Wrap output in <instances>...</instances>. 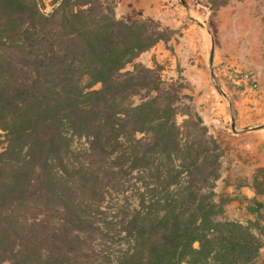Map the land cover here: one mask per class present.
<instances>
[{"label":"trees","instance_id":"obj_1","mask_svg":"<svg viewBox=\"0 0 264 264\" xmlns=\"http://www.w3.org/2000/svg\"><path fill=\"white\" fill-rule=\"evenodd\" d=\"M115 9L0 0V264H254L258 228L222 219L223 151L184 78L137 62L174 31Z\"/></svg>","mask_w":264,"mask_h":264},{"label":"rangeland","instance_id":"obj_2","mask_svg":"<svg viewBox=\"0 0 264 264\" xmlns=\"http://www.w3.org/2000/svg\"><path fill=\"white\" fill-rule=\"evenodd\" d=\"M36 1L45 15L47 12L52 14L60 3V0ZM113 1L116 6V17L119 20L131 22L136 19H143L141 17L145 16L144 9L146 7L156 8L158 19L154 17L149 19L160 23L163 27L170 28L173 25H178L179 20H185L188 25L195 27L197 31L202 30L207 35L208 43L210 42L211 49L213 44L214 51L218 42L226 41L238 46L241 52L250 54L255 64L254 72L259 80L257 90L234 93V90L238 89L223 83V78L215 73V64L214 73L211 76L220 97L228 104L227 116L231 120V125L228 126L231 129L229 139L220 141L223 151L222 162H225L224 168L226 171H230L229 162L238 159L242 161L240 171L247 168L249 172L252 170L251 180H226L225 182L235 185L236 189L241 185H248L253 189L255 197L251 200L248 196L240 198V194H236L235 191L232 193L224 192L220 187L223 180H218L215 192L218 199L225 203L222 219L232 221L239 218L238 221L251 223L253 226H257V232L263 235L264 240V128H260L264 126V0ZM187 24L182 25V27H186ZM172 31L175 33L173 38L167 43H160V45L170 55H175L174 41L180 42L182 30ZM211 49H207L208 58L211 55ZM147 56L145 54L141 61L137 62L145 65L142 62L147 59ZM210 63L209 58L207 65L211 70ZM156 64L163 67L161 74L164 80L169 82L178 80L177 73L180 74L182 71L179 66L173 64L174 67L171 69L170 62L165 60ZM132 69V65L126 67V70L131 71ZM181 84L183 86L182 94L191 97L193 104L191 87L184 80L181 81ZM99 88L100 86L95 87V89ZM255 130L260 131L256 132ZM210 133L212 134V131ZM2 140H6L4 134ZM85 148H87V144L84 139L73 141L75 160L83 159ZM255 165H260L258 170L254 168ZM234 199H238L240 204L238 207H232L231 200ZM243 203L247 204L244 210L241 205ZM233 211H235L236 217L231 216ZM254 264H264V258L259 257Z\"/></svg>","mask_w":264,"mask_h":264},{"label":"crops","instance_id":"obj_3","mask_svg":"<svg viewBox=\"0 0 264 264\" xmlns=\"http://www.w3.org/2000/svg\"><path fill=\"white\" fill-rule=\"evenodd\" d=\"M144 12H146L145 16L141 17L143 19L136 20H148L151 17L158 19V12H156V8L146 7ZM183 23L187 24L185 20H179L178 25L170 27L171 30H182L180 42L177 43L174 41L175 55H170L168 51L163 50L161 45L158 44L150 51L142 54L138 61H141V58L147 54V59L142 63L149 68H153L155 63L162 60L169 61L171 69L174 67L173 64L179 66L182 71L180 74L177 73L178 77H183L184 81L191 87L194 107L202 116L210 131H212L214 137H216L220 143L222 140L225 141L229 139L228 137L230 136L229 133H231V129H229L228 126L231 125V120L227 116L228 104L220 97L217 92L218 89L211 76L212 73H214V68L210 70L207 65V61L210 58V56L209 58L207 57V49H211L210 42L208 43V37L202 30L197 31L195 27L188 24L186 27H182V25H184ZM214 64L216 68L215 73L222 78L225 77V73L231 67H236L237 69L243 71L251 69L254 71L255 68L254 61L252 60L250 54L241 52L238 46L226 41L220 43L218 42V45H216V50L214 51ZM257 82L259 84L258 79ZM251 91L252 90L250 88H246L244 90H234V93H246ZM255 131L258 132L260 130ZM229 163L230 171H226L224 168L225 162H222L221 177L219 179L223 180L222 185L220 186L221 189L226 193H232L235 191L236 194H240V198L248 196L249 199L252 200L255 197V193L251 187L248 185H241L238 189H236L235 185L227 184L225 182L226 180H251L252 170L249 172L247 168L246 170L240 171L239 168L240 165H242L240 164L242 161H239L238 159L231 160ZM259 166L260 165H255L254 168L258 170ZM231 202L232 207H238L240 205L238 199L231 200ZM241 205L244 210L247 204L243 203ZM234 212L235 211H233V214L231 215L232 217H236V213ZM238 219L239 218H237V220L233 219L232 221L235 220L237 222L244 223V221H238ZM262 236L263 235L260 234L262 239V248L260 250L259 257L264 258V240Z\"/></svg>","mask_w":264,"mask_h":264},{"label":"built area","instance_id":"obj_4","mask_svg":"<svg viewBox=\"0 0 264 264\" xmlns=\"http://www.w3.org/2000/svg\"><path fill=\"white\" fill-rule=\"evenodd\" d=\"M46 15H49L48 12ZM225 74L223 82H225L226 85L242 90L250 88L255 91L258 89L256 74L252 69L243 71L236 67H231Z\"/></svg>","mask_w":264,"mask_h":264},{"label":"water","instance_id":"obj_5","mask_svg":"<svg viewBox=\"0 0 264 264\" xmlns=\"http://www.w3.org/2000/svg\"><path fill=\"white\" fill-rule=\"evenodd\" d=\"M210 62H211V66L212 69L214 68V49H213V44H212V51H211V55H210ZM260 128H264V126H261Z\"/></svg>","mask_w":264,"mask_h":264}]
</instances>
